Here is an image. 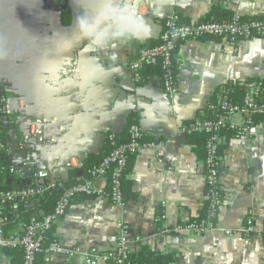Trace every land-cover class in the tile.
Segmentation results:
<instances>
[{"label":"crops","instance_id":"1","mask_svg":"<svg viewBox=\"0 0 264 264\" xmlns=\"http://www.w3.org/2000/svg\"><path fill=\"white\" fill-rule=\"evenodd\" d=\"M151 1L153 19L141 18L150 32L145 39L158 37L160 20L171 11L179 12L188 23L213 18L209 15L213 6L241 17L264 16V0ZM78 3L92 6L88 0ZM78 3L0 0V44L7 51L6 58L0 59V93L16 99L22 107L30 103L26 95H35L51 82L67 81V86L54 94L59 95L62 112L71 115L67 129L63 117L58 120L63 125L59 141L72 147L60 150L59 161L44 170L51 178L66 181L68 170L79 174L86 155L101 147L105 133L120 132L130 112L138 113L139 129L155 143L142 147L134 158L129 174L134 199L120 206L97 194L73 203L54 223L53 239L64 248L79 245L84 250H104L114 245L122 223L127 226L128 250L133 256L147 246L173 254L175 264H264V241L258 236L177 229L197 216L205 199L203 167L184 142L179 125L199 117L220 85L248 77L264 79V37L242 39L234 47L218 38L182 41L175 52L176 90L169 96L155 75L136 83L127 67L126 41L103 49L90 48L85 41L70 46L65 37L79 39L74 32ZM50 107L56 110L57 105ZM52 115L49 112L47 116L55 117ZM22 137L15 125L8 126L14 183L45 184L48 180L36 178L34 166L22 165L31 162L26 149L19 150ZM90 182L95 189L106 185L104 176ZM219 183L222 203L217 224L238 229L251 211L255 228L260 230L264 222L263 123L253 126L247 138L229 140ZM136 236L141 239L138 243L133 241ZM0 264H15V258L0 257ZM36 264H83V258L40 253Z\"/></svg>","mask_w":264,"mask_h":264},{"label":"built area","instance_id":"2","mask_svg":"<svg viewBox=\"0 0 264 264\" xmlns=\"http://www.w3.org/2000/svg\"><path fill=\"white\" fill-rule=\"evenodd\" d=\"M135 1L136 0H134V3ZM134 3L131 10L137 15L138 19L143 17L150 20L153 19V14L151 12L153 5L151 0H139L135 5ZM174 13L175 11H171L170 14L163 18V30L160 33L163 42L152 48L142 49L138 57L127 61V67L131 71L134 80L142 79L138 77L137 74V69L142 67V65L155 64L157 61H160L164 72L161 88L169 96L176 90V81L170 68L171 51L175 47L174 41L218 38L225 40L229 46L234 47L239 40L248 39L256 35L264 37V17L260 19L243 17L242 19L239 16H233L229 20H215L210 18L199 22L179 24L176 22L177 16ZM260 85V83L256 82L248 83L246 85L247 92L239 103L230 102L226 100L225 97L218 96L219 99L215 104L211 102L207 104L208 109L215 112L214 117L195 119L189 125H184L183 123L179 125L178 129L183 134L201 131L211 134V138L207 143L210 158L207 162L206 172L204 173L203 171V174L205 179L204 197L210 202L209 217L212 218L213 221L207 223H194L188 221L186 224L177 227L178 230H188L196 234L218 231L227 236L237 234L245 238L258 236L264 241V224L260 230L255 228L254 217L251 211L245 214L243 224L238 229L221 227L217 224V210L222 203L221 194L220 197L217 195L220 191L222 192L219 183L220 171L210 164V160L215 152L214 144L220 141V137L216 134L223 127L237 130L239 132V138L245 139L249 136L253 128V126L249 125L250 117L252 115L264 116V97H262ZM14 100L15 101L7 97H2L0 99L3 107H5L6 114L14 116L15 113H19L22 109L30 108L29 101L20 107L18 101L16 99ZM237 116L240 117L239 122L236 120ZM132 130L133 136H136L138 131L137 127H132ZM48 131L53 133L52 137H48ZM61 133H63V125L55 117L46 116L42 120H39L32 115L30 120L23 123V137L19 144V150H25L29 143L34 144L42 141L47 145L58 141ZM125 148L137 153L142 149L139 148L136 142L131 141L129 144L112 151L103 165L92 173L94 178L104 176V165L109 161H116L117 166L112 175L111 202L120 206H123V204L121 202L119 175L121 173V167L124 165L123 150ZM1 152L8 153L11 156L9 169L10 172L13 173L15 165L13 163L11 149L9 148L7 140H3L0 136V153ZM22 165L25 167H33V163L29 161H24ZM35 176L36 178L47 179L48 181L45 184L35 183L34 186L21 189L0 190V257H6L4 250L21 249L23 252V264H33L36 254L40 252L49 255H61L67 258L82 256L83 264H138L131 258L130 251L128 250V245L131 243L127 236L128 229L127 226L122 223L118 226L114 245L108 249L99 250L92 247L84 250L79 245L64 248L57 241H53L46 246L42 244L44 235L50 229L51 225L66 213L67 205L72 194H103V189L93 188L90 181L70 187L59 198L51 213L31 221V223L23 228L22 233L6 234L3 227L5 218L2 216L1 203L10 201L16 197L23 198L33 193H39L44 187H50L54 184L53 177L51 178L50 174L45 171H36ZM206 189L208 190L206 191ZM133 241L138 243L141 239L139 236H136Z\"/></svg>","mask_w":264,"mask_h":264},{"label":"trees","instance_id":"3","mask_svg":"<svg viewBox=\"0 0 264 264\" xmlns=\"http://www.w3.org/2000/svg\"><path fill=\"white\" fill-rule=\"evenodd\" d=\"M177 16L176 22L179 24H186V22L181 14L177 11L174 13ZM209 15L213 17L215 20H229L233 16H236L232 12L228 10H224L219 8L218 6H213L210 9ZM241 17V16H239ZM247 17V16H245ZM264 16H256V17H247L249 19H260ZM243 19V17H241ZM163 30L164 19L160 20ZM161 33V32H160ZM163 42L160 34L157 38H149L145 40H136L129 39L126 41L127 47L129 50V59H133L138 57L140 51L142 49H149L156 45H159ZM175 47L171 51V73L176 81V72H175V52L177 50V46L182 41H174ZM138 77L144 78L143 81L147 80L150 76H157L160 82V86H162V78H163V70L161 67L160 61H157L155 64H144L142 67L137 69ZM142 80V79H141ZM141 80H135L136 83H141ZM260 83V91L262 92V97H264V79H260L257 77H248L243 81H230L223 85H220L218 89L215 91L214 96L211 99V103L215 104L219 99L218 96L225 97L226 100L230 102L239 103L244 94L247 92L246 85L248 83ZM2 94L0 93V99L2 98ZM4 97V96H3ZM209 102V103H210ZM215 112L208 109L206 106L199 117L195 119H207L214 117ZM138 113L130 112L125 117V123L120 132L113 133L107 132L103 136V143L101 147L96 152H90L83 159L77 174L74 170H68V179L66 181H62L53 176L54 184L50 187H44L41 192L33 193L27 195L26 197L20 198L16 197L10 201H5L1 203V212L2 216L5 218V222L3 224L4 231L6 234L13 233H22L23 228L26 227L31 221L39 219L41 216L49 214L53 211L57 201L59 198L67 191L70 187L76 184H82L87 181L94 179L92 173L101 167L104 161L109 157L110 153L115 149L122 147L124 145L129 144L131 141L137 143L139 148H142L146 145H152L155 143V140L152 136L146 135L143 131L139 129L138 126ZM195 119L182 122L184 125H189ZM14 116L8 115L3 110V104L0 102V136L3 140H7L8 138V126L13 124ZM263 123L264 124V116L261 115H252L250 117V126H255L256 124ZM132 127H137V135L133 136ZM220 137L219 143H215V152L210 160V164L213 165L214 168L219 170L223 169V158L225 156V151L228 146V142L231 139L239 138V132L234 129H230L228 127H223L217 134ZM211 138V134L206 132H187L184 134V142L189 145L194 153L196 159L201 163L203 167L204 173L206 172V166L208 159L210 158L207 143ZM138 153L132 152L129 149L125 148L123 150L124 157V165L121 167V173L119 175L120 181V189H121V202L125 205L129 200H132L136 197V192L133 190V182L129 177L131 172V168L133 165L134 158ZM10 155L8 153H0V190L6 191L11 189H21L26 188L28 186H34L35 183H31L29 185H17L14 183L13 173L10 172ZM116 161H109L104 165V177L106 179V185L103 188V195L106 196L111 201V192H112V175L113 171L116 168ZM208 189H206L207 191ZM221 192V191H220ZM220 194L222 196V192ZM94 195H86L81 193H74L71 195L69 199V203L67 205V209L71 206V204L79 202L80 200L88 197H93ZM209 200L204 199L202 201V205L199 209V212L196 217L191 218L189 221L194 223H207L213 221L212 218L209 217L210 208H209ZM218 213V210H217ZM160 218L162 217V213H159ZM218 215V214H217ZM264 224V222H263ZM54 231V224L51 225L50 229L45 233L42 244L44 246L49 243L55 241L52 237ZM6 255L15 258V264H23V252L21 249L14 250H4ZM42 253V252H40ZM37 253L33 264H36L37 256L40 254ZM131 258L138 264H175L174 255L171 253L162 254L156 251L151 250L147 246H142L140 252Z\"/></svg>","mask_w":264,"mask_h":264},{"label":"clouds","instance_id":"4","mask_svg":"<svg viewBox=\"0 0 264 264\" xmlns=\"http://www.w3.org/2000/svg\"><path fill=\"white\" fill-rule=\"evenodd\" d=\"M78 3V0H76ZM92 5L85 8L78 3L79 12L74 20V32L79 39L65 37L71 44L85 41L87 46L103 49L116 42L129 39L143 40L150 34L148 26L128 6L127 0H88ZM7 56L0 44V59Z\"/></svg>","mask_w":264,"mask_h":264},{"label":"water","instance_id":"5","mask_svg":"<svg viewBox=\"0 0 264 264\" xmlns=\"http://www.w3.org/2000/svg\"><path fill=\"white\" fill-rule=\"evenodd\" d=\"M128 6L132 7L134 0H127ZM67 81L60 80L51 82L49 85L41 87L37 93L26 95L30 99V108L22 109L19 113L14 114L13 125L23 133V123L30 120L32 115L39 120L47 116L49 112H53L57 120L62 119L66 129L69 127L71 115L62 112V106L59 103V95L54 91H59L62 87L67 86ZM37 99V100H36ZM57 105L56 110L51 105ZM31 108H36L34 111ZM5 111V107H3ZM72 145L64 141H55L50 144H44L42 141L37 143H29L26 146L27 158L33 163L37 171L50 170L51 164L58 162L61 155L60 150L71 148Z\"/></svg>","mask_w":264,"mask_h":264}]
</instances>
